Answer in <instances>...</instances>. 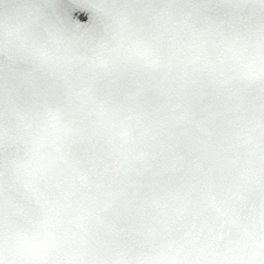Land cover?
<instances>
[{
  "label": "snow or ice",
  "instance_id": "snow-or-ice-1",
  "mask_svg": "<svg viewBox=\"0 0 264 264\" xmlns=\"http://www.w3.org/2000/svg\"><path fill=\"white\" fill-rule=\"evenodd\" d=\"M0 264H264V0H0Z\"/></svg>",
  "mask_w": 264,
  "mask_h": 264
}]
</instances>
